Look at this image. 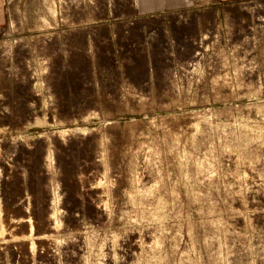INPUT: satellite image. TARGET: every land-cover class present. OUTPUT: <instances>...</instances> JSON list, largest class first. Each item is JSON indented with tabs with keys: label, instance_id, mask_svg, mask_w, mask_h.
I'll return each instance as SVG.
<instances>
[{
	"label": "rangeland",
	"instance_id": "obj_1",
	"mask_svg": "<svg viewBox=\"0 0 264 264\" xmlns=\"http://www.w3.org/2000/svg\"><path fill=\"white\" fill-rule=\"evenodd\" d=\"M227 2L0 0V264H264V15Z\"/></svg>",
	"mask_w": 264,
	"mask_h": 264
},
{
	"label": "crops",
	"instance_id": "obj_2",
	"mask_svg": "<svg viewBox=\"0 0 264 264\" xmlns=\"http://www.w3.org/2000/svg\"><path fill=\"white\" fill-rule=\"evenodd\" d=\"M232 5L238 4L240 13L247 14L252 19H257L260 14L264 15V0H227Z\"/></svg>",
	"mask_w": 264,
	"mask_h": 264
}]
</instances>
